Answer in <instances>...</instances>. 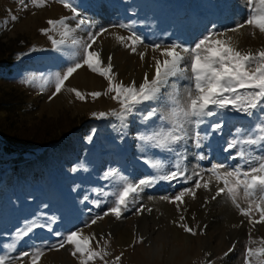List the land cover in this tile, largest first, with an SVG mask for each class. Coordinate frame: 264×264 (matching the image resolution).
<instances>
[{
	"label": "rangeland",
	"instance_id": "1",
	"mask_svg": "<svg viewBox=\"0 0 264 264\" xmlns=\"http://www.w3.org/2000/svg\"><path fill=\"white\" fill-rule=\"evenodd\" d=\"M72 2L81 16L91 23L68 37L57 51L52 39L59 40L62 29L58 26L52 30L47 21L71 15L59 0H46L42 8L30 4L25 10L17 0H0V248L4 242L14 240L16 229L26 220L39 217L38 222L44 223L55 217L52 232L47 228L34 230L22 242H17L16 251L9 254L15 256L34 246L43 247L45 242L54 244L60 237L53 232L66 234L70 230L83 229L85 234L97 233L99 238L103 233L109 238L108 251L112 255L107 259L123 253L120 264H244L250 226L231 201L223 196L201 206L206 196L210 198L214 194V188L212 193L198 190L195 199L185 198L188 211L183 214L189 226L195 229V235L172 223L179 214L173 204L161 197L174 195L194 181L189 184L159 182L154 188H146L137 204L146 205L151 212L134 215L132 209L119 220L108 216L91 227H85L86 222L102 215L110 205V199L100 207L92 204L93 199H103L96 189L113 191L120 175L135 180L156 174L158 170L150 169L144 163L145 157L162 162L164 168L160 174H163L169 170L168 154L137 139L138 132L147 133L149 130L135 120L124 127L118 118L92 116L93 112L118 109L119 104L111 94L97 98L88 95L93 91L103 93L107 81L87 66L78 69L65 82L61 93L51 100L49 96L54 91L55 74L74 59L82 58L79 46L71 43L73 38L86 40L87 33L107 29L108 33L99 37L95 47L102 50L105 61L112 57L113 71L119 81L140 82L152 55L149 50L145 61L140 60L138 52L145 46L173 42L194 45L213 30L234 28L247 18L245 0ZM13 14L18 17L16 21L11 20ZM68 23L74 27V21ZM120 24L131 27H113ZM132 31L144 42L137 45V53H132L110 35L127 36ZM229 35L242 50L264 47V34L256 31L253 35L249 27ZM72 88L85 94L86 99H77L70 91ZM221 121L224 123L222 131L209 135L199 149L192 147L189 141L185 160L189 173L197 165L208 168L214 163H236L227 159L229 153L224 152L223 147L233 138L236 127L250 128L254 121L244 114L228 111L210 118V123ZM202 130L208 132L209 128L202 126ZM69 139L70 143H64ZM8 147L17 151L9 153ZM61 147H65L63 161L54 155V150ZM45 152H48L45 160L55 157L56 162L47 170H36L40 164L34 160ZM253 154H259V149H253ZM199 155L205 159L200 160ZM110 169L116 170L115 175L104 179ZM240 202L247 206L243 199ZM41 213L44 215L40 216ZM256 219H259L258 214ZM241 220L245 223L234 227ZM141 236L144 241L135 243ZM251 236L256 240L264 237V224L252 228ZM39 264L79 262L71 255V246H66L46 251ZM95 264H101V261L97 260Z\"/></svg>",
	"mask_w": 264,
	"mask_h": 264
},
{
	"label": "snow or ice",
	"instance_id": "2",
	"mask_svg": "<svg viewBox=\"0 0 264 264\" xmlns=\"http://www.w3.org/2000/svg\"><path fill=\"white\" fill-rule=\"evenodd\" d=\"M59 2L70 10L71 15L47 21L52 30L58 26L62 29L59 40L49 37L57 51H60V46L66 43L68 37L91 23L81 16L72 0ZM17 4L22 10L27 9L30 4L42 8L46 0H17ZM245 8L247 18L242 23L224 31L213 30L194 45L152 43L138 52L137 45H143L144 42L135 31L127 36L111 33L132 53L138 52L141 61H145L149 50L151 51L150 62L140 82L119 81L113 71L112 57L109 56L105 61L101 55L102 50L95 47L99 37L108 33L107 29L87 33L86 40H71L73 46H79L82 58L74 59L65 69L55 74L54 91L49 99L61 93L65 82L78 69L87 66L91 72L98 73L107 81V88L103 93L93 91L88 95L97 98L111 94V98L119 104L118 109L93 112L92 116L99 119L118 118L124 127L135 120L149 130L147 133L138 132L137 139L168 154L169 162V170L160 174L164 164L145 157L144 163L150 169L158 170L156 174H148L135 180L120 175L119 183L113 191L96 189L103 199H93L92 204L100 207L110 199V205L102 215L95 216L90 223L86 222L85 227H91L108 216L119 220L132 209L135 210L134 215L151 212L152 209L146 205L137 204L144 190L154 188L159 182L189 184L194 181L191 186L181 188L174 195L161 197L173 204L179 214L178 219L172 223L184 232L195 235V229L189 226L183 214L188 211L185 198L195 199L198 190L212 193L214 188V194L210 198L206 196L201 206L205 207L221 196L230 200L250 226L243 254L244 264H264V237L256 240L251 236L252 228L257 224H264V47L242 50L229 35L230 32L236 33L245 27L251 28L253 35L256 31L264 34V0H245ZM17 19L16 15L11 16L12 21ZM68 21H74V27ZM113 27L130 29L131 26L120 24ZM42 31L48 32L49 29ZM70 91L75 93L77 99H86L85 94L77 89L72 88ZM224 111L241 113L254 121L250 128L236 127L233 138L223 147V151L229 153L227 159L236 163H214L208 168L197 165L189 173L185 164L189 141L192 147L199 149L209 135L222 131L223 121L210 123V118H215ZM202 126H207L209 131L203 132ZM253 149H259V154H253ZM198 158L203 160L205 156L199 155ZM115 173L116 170L110 169L104 174V179H109ZM84 199L87 200L88 197L85 196ZM241 199L247 206H242ZM257 214L259 219H256ZM38 220L39 217L26 220L16 229L14 240L3 243L0 248V264H39L46 251L60 250L66 246H71V255L77 258L79 264H95L97 260L101 264H120L123 253L111 260L107 259L112 255L108 251L109 238L103 233L99 234V238L97 233L85 234L83 229L70 230L66 234L53 232V235L60 237L54 244L45 242L43 247L34 246L15 256L9 254L16 251L17 242H22L34 230L47 228L52 232L55 217L48 218L44 223ZM244 223L245 220H241L234 227ZM143 241L141 236L135 243ZM234 247L235 244L228 251L231 252Z\"/></svg>",
	"mask_w": 264,
	"mask_h": 264
},
{
	"label": "trees",
	"instance_id": "3",
	"mask_svg": "<svg viewBox=\"0 0 264 264\" xmlns=\"http://www.w3.org/2000/svg\"><path fill=\"white\" fill-rule=\"evenodd\" d=\"M71 142V139H69L68 141H65L64 143H70ZM63 149H65V147H61V148H59V149H53L54 151H55V153H54V155H56L57 156V158H59V157H61V159H60V161H63L62 160V154H63ZM7 151L9 152V153H12V152H16L17 150L16 149H14V148H10V147H8L7 148ZM57 152V153H56ZM46 153H48V152H45L40 158H42V159H40V158H37V159H35L34 161L35 162H37L38 163V165L40 164V166L39 167H37L38 169H36V170H39V169H44L45 168V170H47V169H49L50 167H51V165L52 164H54L55 162H56V159L57 158H55V157H49V159H44L45 158V154ZM18 162V161H17ZM26 162H29V161H26ZM18 164V163H17Z\"/></svg>",
	"mask_w": 264,
	"mask_h": 264
},
{
	"label": "bare ground",
	"instance_id": "4",
	"mask_svg": "<svg viewBox=\"0 0 264 264\" xmlns=\"http://www.w3.org/2000/svg\"><path fill=\"white\" fill-rule=\"evenodd\" d=\"M181 10V9H180ZM182 12V11H181ZM182 24V23H181ZM165 189V188H164ZM241 219V218H240ZM236 222V221H235ZM232 224V223H231ZM123 231V230H122ZM125 237V236H124ZM126 239V238H125ZM156 249V248H155ZM230 258V257H229ZM229 260V259H228ZM231 262V261H230ZM225 264H230L229 262H225Z\"/></svg>",
	"mask_w": 264,
	"mask_h": 264
}]
</instances>
